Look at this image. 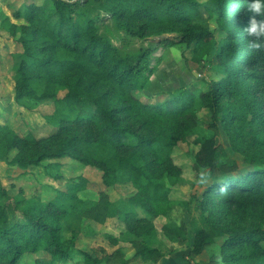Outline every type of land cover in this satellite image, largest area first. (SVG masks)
I'll return each instance as SVG.
<instances>
[{
	"label": "trees",
	"instance_id": "trees-1",
	"mask_svg": "<svg viewBox=\"0 0 264 264\" xmlns=\"http://www.w3.org/2000/svg\"><path fill=\"white\" fill-rule=\"evenodd\" d=\"M106 3L103 10L96 8L93 0H49L41 6H27V22L18 38L23 52L15 57L13 68L16 98L53 99L61 130L41 138L31 133L20 137L12 127L2 125L0 147L5 144L6 153L16 149L14 160L23 166L41 165L46 160L60 166L65 158H73L99 168L108 185L113 184L112 175L131 182L136 194L121 206L109 208L107 214L123 224L119 235L107 234L114 244L120 235L136 236L132 241L134 257L126 259L123 255L122 262L128 264L137 257L151 260L161 255L153 246L159 239L155 219L167 216L171 209L170 189L162 175H181L182 169L174 161L176 141L197 146V169L212 166L217 159L215 137L197 136L190 141L196 135L194 126L203 109L210 112V128L223 124L233 135L235 149L244 154H252L255 149V156L264 165V98L260 101L264 97V48L248 47L249 38L243 28L250 14L244 0ZM201 5L207 17L216 19L219 27L230 32L219 50L215 27L201 22L205 17ZM15 16L19 18L21 13ZM100 18L102 24L98 25ZM106 20L113 22L116 29L112 30ZM158 24H171V30L179 25L180 43L196 44L198 50L212 53L221 78L199 77L207 88H184L164 100L143 99L140 91L144 81L154 72L153 55L159 46L178 42L163 37L151 45L129 50V40L144 38L158 29ZM3 25L8 29L17 27L9 17ZM237 29H241L240 34ZM120 32L124 35L120 36ZM111 35L123 45L115 44ZM240 36L244 38L241 45ZM239 57L242 61L234 64L232 59ZM61 89L65 90L62 97L58 95ZM5 133L9 138L2 141ZM0 157L6 159L8 155ZM63 195L72 197L67 191L60 193V197ZM204 195V205L209 210L219 200L229 209L250 205L264 213V166L214 182ZM8 196L0 182V264H21L26 254L40 251L49 253L51 260L36 259L35 264L68 259L75 238L62 237L60 220L64 215L58 202L46 208H21L19 201ZM181 230L175 222L163 226V233L171 239L182 236ZM240 230L222 245L224 264H264L263 220L253 218ZM210 238L211 232L200 230L194 242L195 253L200 254ZM123 252V248L118 250L119 255ZM81 253L86 264H100L103 260L86 251Z\"/></svg>",
	"mask_w": 264,
	"mask_h": 264
},
{
	"label": "rangeland",
	"instance_id": "rangeland-1",
	"mask_svg": "<svg viewBox=\"0 0 264 264\" xmlns=\"http://www.w3.org/2000/svg\"><path fill=\"white\" fill-rule=\"evenodd\" d=\"M48 1L0 0V126L12 127L20 137L31 133L36 138H41L58 134L61 130V120L55 114L54 100H18L13 77L14 60L16 61L23 52L18 38L22 35V26L27 22L26 8L32 4L41 6ZM93 4L102 9L107 3L106 0H93ZM233 5L237 8L236 3ZM203 6L200 8L205 17L201 22L206 26L215 27L219 50L226 43L224 39L229 37L230 32L219 27L216 19L207 17ZM17 12L21 13V17L15 16ZM6 17L10 18L11 23H16L17 27L6 28L3 25ZM106 21L112 30L116 29L113 22ZM100 24L102 18L98 20V25ZM171 26L173 25L158 24V29L151 31L144 38L134 37L129 40V50L151 45L163 37H170L178 42L168 47L159 46L153 55L151 64L154 72L147 75L144 81L140 91L143 99L164 100L184 88H207L206 83L200 81L199 77H206L208 80L221 78L217 75L218 68L212 60V53L198 50L196 44L188 46L186 43H180L179 25H176L175 30H171ZM237 30L240 34L241 29ZM123 35L124 33L120 32V36ZM111 37L113 38V35ZM113 39L115 44L123 45L120 39ZM243 42L244 38L240 36L238 44ZM234 60V64L239 63L242 57L233 58L232 61ZM17 65L19 66V61ZM64 94L65 90L61 89L58 95L62 97ZM263 98L261 97L260 101ZM210 121V112L203 109L199 113L198 124L194 126L196 135L190 137V141H194L197 136L215 137L217 159L212 166L197 169L194 155L197 146L189 141H176L174 161L181 167V175L178 178L170 177L167 172L162 175L170 189L171 209L167 216L159 215L155 219L159 239L153 246L160 250L161 255L151 260L137 257L128 264H224L223 243L250 224L253 218L264 222V213L256 206L244 205L240 209H229L219 200H215L212 210L204 205V192L214 182L264 166L258 156H255V149L252 154L236 150L233 135L227 132L223 124L217 129L210 128ZM8 138V133L1 137L2 141ZM261 138L264 140V133ZM2 146L4 147H0V155L7 154L8 157H0V182L8 192V197L19 201L21 208L33 205L46 208L53 202H58L62 207V237L75 238V244L68 259L54 264H86L82 251L102 258L100 264H124L122 259L134 257L132 241L136 236L120 235L117 244L107 236L109 233L119 235L123 229V224L117 218L107 214L109 208L121 206L126 199L136 194L137 190L131 182H123L119 176L112 175L113 184L108 185L99 168L83 165L73 158H65L60 166L51 160L43 161L41 165L23 166L14 160L16 149L6 153V145ZM28 149L30 150L29 147ZM65 191L71 193L72 197H60V193ZM169 222L177 223L182 228L183 235L175 239L165 236L163 226ZM202 229L211 232V238L198 254L194 251V242ZM262 244L264 245V242ZM120 248L124 251L122 255L118 253ZM36 259L50 261L51 257L46 251H40L26 254L20 263L35 264Z\"/></svg>",
	"mask_w": 264,
	"mask_h": 264
},
{
	"label": "clouds",
	"instance_id": "clouds-1",
	"mask_svg": "<svg viewBox=\"0 0 264 264\" xmlns=\"http://www.w3.org/2000/svg\"><path fill=\"white\" fill-rule=\"evenodd\" d=\"M244 4L245 10L250 14L249 22L243 28L249 38L248 47L264 48V0H244Z\"/></svg>",
	"mask_w": 264,
	"mask_h": 264
}]
</instances>
